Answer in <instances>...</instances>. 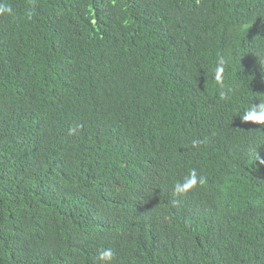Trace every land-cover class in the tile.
Returning <instances> with one entry per match:
<instances>
[{
  "label": "trees",
  "instance_id": "1",
  "mask_svg": "<svg viewBox=\"0 0 264 264\" xmlns=\"http://www.w3.org/2000/svg\"><path fill=\"white\" fill-rule=\"evenodd\" d=\"M0 3V264H264V0Z\"/></svg>",
  "mask_w": 264,
  "mask_h": 264
},
{
  "label": "clouds",
  "instance_id": "2",
  "mask_svg": "<svg viewBox=\"0 0 264 264\" xmlns=\"http://www.w3.org/2000/svg\"><path fill=\"white\" fill-rule=\"evenodd\" d=\"M0 15H7L9 17L15 16L14 8L10 4L0 3ZM32 10L28 8L26 10V18L31 20ZM226 59L223 55L218 54L216 59V66L213 70L212 76L216 85L220 88L224 87L223 73L225 71ZM227 99V93L221 94ZM242 122H252L256 125H264V101L258 103H252L247 107L243 113L239 116ZM202 143V141H193V146ZM264 163V161H262ZM206 184V178L203 175L198 174L196 169H192L181 182H177L174 185V195L184 196L187 192L194 189L197 185L203 186ZM179 200L173 201L174 204L179 203ZM115 252L111 247L100 248L97 251L96 261L99 264H113L115 259Z\"/></svg>",
  "mask_w": 264,
  "mask_h": 264
}]
</instances>
